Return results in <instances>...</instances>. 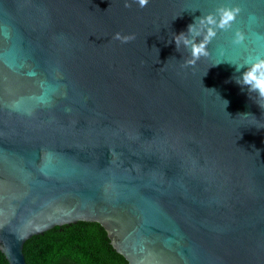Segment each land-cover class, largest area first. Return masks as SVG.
<instances>
[{"label":"water","instance_id":"1","mask_svg":"<svg viewBox=\"0 0 264 264\" xmlns=\"http://www.w3.org/2000/svg\"><path fill=\"white\" fill-rule=\"evenodd\" d=\"M220 7L240 12L188 63L173 37ZM258 57L264 0H0L9 264L78 221L129 264H264V109L226 62Z\"/></svg>","mask_w":264,"mask_h":264},{"label":"trees","instance_id":"2","mask_svg":"<svg viewBox=\"0 0 264 264\" xmlns=\"http://www.w3.org/2000/svg\"><path fill=\"white\" fill-rule=\"evenodd\" d=\"M29 264H129L97 222L57 225L25 242ZM0 264H9L0 251Z\"/></svg>","mask_w":264,"mask_h":264},{"label":"clouds","instance_id":"3","mask_svg":"<svg viewBox=\"0 0 264 264\" xmlns=\"http://www.w3.org/2000/svg\"><path fill=\"white\" fill-rule=\"evenodd\" d=\"M139 7L144 8L149 3V0H134ZM125 7H131V4L125 3ZM240 9L238 7H220L215 13H210L206 16L198 17L194 23L189 24L186 32H181L173 37L177 50L183 46L189 53L190 60L188 63H195L202 56L208 55V45L217 35V30L230 29ZM203 25V28H198ZM115 39L127 43L134 37L124 36L119 33L115 34ZM244 37L242 33H235L234 43H241ZM235 66L236 72L239 75L234 76L235 82L242 88L247 89L250 95L254 94L256 104L264 109V57L253 59L250 63H232ZM227 101H225V105Z\"/></svg>","mask_w":264,"mask_h":264}]
</instances>
